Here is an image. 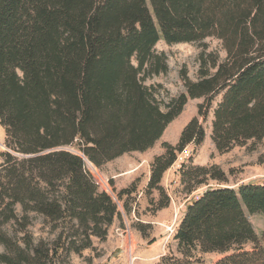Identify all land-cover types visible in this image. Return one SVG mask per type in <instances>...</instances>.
<instances>
[{
	"label": "trees",
	"instance_id": "trees-1",
	"mask_svg": "<svg viewBox=\"0 0 264 264\" xmlns=\"http://www.w3.org/2000/svg\"><path fill=\"white\" fill-rule=\"evenodd\" d=\"M206 39L224 57L203 45L196 80L182 72L184 92L160 102L161 86L145 84L168 72L155 45ZM194 99L196 116L151 163L145 192L158 194L157 210L169 200L164 173L203 143L209 116L219 153L264 142V0H0V263L59 264L104 240L119 213L85 160L100 168L147 151ZM73 146L81 156L65 149ZM180 181L187 194L205 189L174 231L177 254L152 264H202L205 254L219 256L213 264H264V229L259 239L246 216L264 218V185L229 187L214 165L185 167ZM32 215L56 232L50 246L33 240Z\"/></svg>",
	"mask_w": 264,
	"mask_h": 264
},
{
	"label": "rangeland",
	"instance_id": "rangeland-1",
	"mask_svg": "<svg viewBox=\"0 0 264 264\" xmlns=\"http://www.w3.org/2000/svg\"><path fill=\"white\" fill-rule=\"evenodd\" d=\"M215 51L220 58L224 57L220 43L215 39H206L202 43H180L168 45L159 41L154 50L166 55L168 72L145 82L146 85L161 86L158 100L167 103L171 98L184 92L181 73L195 81L198 70V55L203 50ZM201 99L188 100L181 114L164 130L160 139L145 152H131L96 168L85 160V169L101 192L107 193L117 206L119 216L108 228L107 236L100 241L92 238L90 249L80 254L62 253L59 264H152L163 255H176V243L173 234L181 219L186 205L201 193V187L192 194H187L180 181V171L188 166H216L227 179V185L236 188L240 184L264 185V142H249L243 147H235L229 152L219 153L210 140L211 116L204 123L205 138L195 147L188 145V157L175 162L163 175L161 186L168 197L167 206L157 210L159 196L156 192H145L150 176V166L154 157L164 153L162 145H176L184 126L196 116L197 105ZM5 134L0 126V151H6ZM79 156L75 146L65 148ZM180 155V154H179ZM178 155V156H179ZM177 156V157H178ZM210 183L209 186H214ZM135 188L132 193L121 195L126 189ZM255 234L260 239L264 229V218L261 215L246 214ZM29 231L33 240H43L49 246L56 237L40 217L30 216ZM15 226H8L7 232L14 236ZM14 238V237H13ZM20 235L16 236L19 239ZM249 247V246H248ZM4 248L0 245V254ZM202 264H213L219 256L215 254L200 255ZM1 264V263H0Z\"/></svg>",
	"mask_w": 264,
	"mask_h": 264
},
{
	"label": "built area",
	"instance_id": "built-area-1",
	"mask_svg": "<svg viewBox=\"0 0 264 264\" xmlns=\"http://www.w3.org/2000/svg\"><path fill=\"white\" fill-rule=\"evenodd\" d=\"M187 157H188V155H187L186 151H183V152L180 153V155L177 157V159H176L175 162H181V163H183L182 161H183L185 158H187ZM175 162H174V163H175Z\"/></svg>",
	"mask_w": 264,
	"mask_h": 264
},
{
	"label": "water",
	"instance_id": "water-1",
	"mask_svg": "<svg viewBox=\"0 0 264 264\" xmlns=\"http://www.w3.org/2000/svg\"><path fill=\"white\" fill-rule=\"evenodd\" d=\"M56 150H58V149L48 150V151H46V153L53 152V151H56Z\"/></svg>",
	"mask_w": 264,
	"mask_h": 264
}]
</instances>
